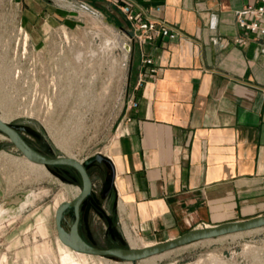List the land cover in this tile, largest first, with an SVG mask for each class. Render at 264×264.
I'll use <instances>...</instances> for the list:
<instances>
[{
	"label": "crops",
	"instance_id": "obj_1",
	"mask_svg": "<svg viewBox=\"0 0 264 264\" xmlns=\"http://www.w3.org/2000/svg\"><path fill=\"white\" fill-rule=\"evenodd\" d=\"M120 1L179 30L175 38L136 41L127 49V106L107 155L112 164L101 166L114 170V190L104 201H114L126 239L127 229H136L154 244L193 227L262 215L264 36L237 22L238 11L259 0ZM80 3L82 18L103 11L113 30L129 25L111 2ZM145 54L158 72L137 86ZM130 99L138 106L129 108ZM17 194L0 179L2 205Z\"/></svg>",
	"mask_w": 264,
	"mask_h": 264
},
{
	"label": "rangeland",
	"instance_id": "obj_2",
	"mask_svg": "<svg viewBox=\"0 0 264 264\" xmlns=\"http://www.w3.org/2000/svg\"><path fill=\"white\" fill-rule=\"evenodd\" d=\"M37 12L40 36L35 32ZM81 12L80 0H0V114L6 112L11 123L27 126L30 131L23 134L37 150L86 160L97 152L108 155L121 131L131 72L130 60L118 68L111 54L114 45H121V30H113L103 11L99 17L86 14L85 18ZM60 44L70 47L61 51ZM41 47L43 51L38 52ZM102 50L104 67L98 71ZM60 54L57 66L53 58ZM76 57L85 59L83 64L72 63L82 77L79 80L68 65ZM91 173L92 194L99 201L84 210L80 231L91 245L128 247L131 243L118 224L114 201H104L103 180L95 169ZM0 179L8 189L18 190L14 201L0 203V264H62L55 211L57 202L75 197L65 192V186L80 188L81 175L27 160L0 133ZM73 221L72 210H66V231ZM40 224L45 231H40ZM135 230L132 235L139 236ZM43 242L49 250L36 246ZM143 242L139 238V246ZM89 259L91 264H131L109 256ZM155 259L135 264H264V227L193 242Z\"/></svg>",
	"mask_w": 264,
	"mask_h": 264
},
{
	"label": "water",
	"instance_id": "obj_3",
	"mask_svg": "<svg viewBox=\"0 0 264 264\" xmlns=\"http://www.w3.org/2000/svg\"><path fill=\"white\" fill-rule=\"evenodd\" d=\"M125 48L128 49V46H125ZM26 130L27 128L23 123H11L0 117V133L7 135L14 147H16V149L19 150L27 160L44 166L67 165L76 169L79 174H81L82 185L80 187V193L72 200H62L55 211L58 237L62 243L71 247L75 252H83L100 257L109 256L135 264V262L150 259V257L164 254V252L177 249L181 246L190 245L193 242L220 238L222 236L234 235L236 233L249 232L264 227V213H262V215L249 217L248 219H236L234 221H223L215 225L193 227L191 230L180 234L175 238L149 245L135 247H132V245H129L128 247L112 246L106 248L98 247L93 244L91 245L83 237L80 231L82 204L91 196L94 185L91 173L88 172V166L95 161H107L112 164L111 158L100 152L89 156L86 160H81L77 157L64 154L55 157L48 155L45 156L35 147L31 146L24 134L20 132ZM112 173L111 182L105 194L114 188V170ZM68 209H73L72 215L74 221L69 226L68 231H66L63 226V220L64 214Z\"/></svg>",
	"mask_w": 264,
	"mask_h": 264
},
{
	"label": "built area",
	"instance_id": "obj_4",
	"mask_svg": "<svg viewBox=\"0 0 264 264\" xmlns=\"http://www.w3.org/2000/svg\"><path fill=\"white\" fill-rule=\"evenodd\" d=\"M107 2H111L116 6L115 12H119L120 14L124 15L125 20L129 22V25L126 29H119L121 30V33H119L118 38L120 40L121 45H114L111 49V54L114 58H117L116 65L120 68L122 66V63L126 64L130 58H127L128 50L125 48V46L131 45L133 42H139L143 43V41H149L152 42L156 40L158 37H168V38H175L179 35V30L177 28H174L170 26L166 21L161 19H152L148 18L142 15H139V11L135 9V7L130 3H124L120 0H103ZM238 26H240L241 29L244 31L251 33L253 35H262L264 36V0H259L256 3H249L245 5L240 11H238ZM65 33V34H64ZM63 35H66V32H64ZM238 41H245L244 39H237ZM66 44L65 46H67ZM61 51L64 49V45H59ZM67 47H70L67 46ZM44 48V47H43ZM43 48L41 47L38 49V52H42ZM121 51L124 53V60L122 61L121 58ZM101 57L97 58V68L96 70L100 71V68L104 67V57L106 56V53L102 50L101 51ZM126 54V55H125ZM110 55V53H109ZM62 54L54 56V64L58 66L61 59ZM71 57L73 58L74 55L71 54ZM142 62L139 68V78L137 81V86H142L144 82L147 80L148 77H150L153 74H156L157 67L155 66L154 59L150 57L149 55L145 54L142 57ZM60 59V60H59ZM92 59V58H91ZM83 64L85 63V59L81 57L74 58L71 62H69V67H73L71 70V74H75V78L77 80L81 79L82 77L78 76L76 74L77 70L73 66L74 64ZM90 65V64H89ZM88 65V66H89ZM90 67V66H89ZM92 71L95 70V68L91 67ZM101 68V69H102ZM88 71L90 68L87 69ZM100 73V72H99ZM138 106L137 101H133L130 99L128 107H136ZM121 126V124H120ZM135 230V229H134Z\"/></svg>",
	"mask_w": 264,
	"mask_h": 264
},
{
	"label": "bare ground",
	"instance_id": "obj_5",
	"mask_svg": "<svg viewBox=\"0 0 264 264\" xmlns=\"http://www.w3.org/2000/svg\"><path fill=\"white\" fill-rule=\"evenodd\" d=\"M0 117L1 119H5L6 121H9L10 119H8V115L6 114V112H3L2 114H0ZM33 162V161H32ZM35 163V162H34ZM38 164V163H36ZM41 166H44V165H41ZM66 188V193H71L73 194L75 197L76 195H78L81 191V188H79L78 186L76 187H73V186H65ZM74 197V198H75ZM61 203V202H60ZM59 202H57V207L58 205L60 204ZM56 205V204H55ZM56 207V209H57ZM55 208V207H54ZM43 224H40V231L43 232L45 231L44 229V225L42 226ZM127 237H128V241L129 243H131V245L133 247L135 246H139L140 243L139 242V238L138 236H133L130 231L127 229ZM140 242H143L142 239L140 238ZM143 245H149L151 243L147 242V241H144L142 243ZM37 247L41 246L43 247L45 250H49V247L46 245L45 242L43 243H39V244H36ZM58 246H60V249H61V260H62V264H91L89 261V257H92V255H89V254H86V253H83V252H75L72 248H70L68 245H65L64 243H62L59 239V244ZM157 256H161V255H157ZM157 256H153V257H150L151 260L154 261L155 258H157ZM150 259H146V260H150ZM99 260V259H98ZM103 260V259H102ZM156 260V259H155ZM100 261V260H99ZM110 261V260H109ZM108 261V262H109ZM101 262V261H100ZM148 262V261H147ZM150 262V261H149ZM148 262V263H149ZM93 264H99L97 262H94ZM100 264H107L104 263L103 261L100 263ZM112 264V263H111ZM116 264V263H115Z\"/></svg>",
	"mask_w": 264,
	"mask_h": 264
},
{
	"label": "flooded vegetation",
	"instance_id": "obj_6",
	"mask_svg": "<svg viewBox=\"0 0 264 264\" xmlns=\"http://www.w3.org/2000/svg\"><path fill=\"white\" fill-rule=\"evenodd\" d=\"M27 130L26 131H20L21 133H24V134H27L29 133L30 129L26 126ZM41 152V151H40ZM42 154H44L45 156L48 155L50 156V154H48L47 152H41ZM107 161H104V162H92L89 166H88V172L91 173V169H92V172H93V169L96 170V173H98L100 175V177L102 178L103 180V189H102V193H103V199H107L109 197V195L112 194L114 188H112L111 190L108 191L107 194H105V192L107 191V189L109 188L108 186L110 185V182H111V178H112V173H110V171H103V169H101V166H104V165H107ZM109 164V163H108ZM55 166L56 168H59L60 170H62L63 172L66 171H75L76 169L70 167V166H67V165H53ZM77 171V170H76ZM78 172V171H77ZM79 173V172H78ZM81 175V174H80ZM91 176H93V182H94V173L92 174L91 173ZM98 200V196L96 194H91L90 197H88L84 203L82 204V208H81V220H82V214L84 212V210L86 209L87 206L91 205L92 204H96ZM72 212H73V209H71ZM81 222V221H80Z\"/></svg>",
	"mask_w": 264,
	"mask_h": 264
}]
</instances>
